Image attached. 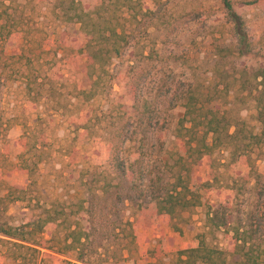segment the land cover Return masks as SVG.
Segmentation results:
<instances>
[{
    "label": "trees",
    "instance_id": "16d2710c",
    "mask_svg": "<svg viewBox=\"0 0 264 264\" xmlns=\"http://www.w3.org/2000/svg\"><path fill=\"white\" fill-rule=\"evenodd\" d=\"M35 1H0V100L8 62L21 65L24 58L23 54L7 53L12 41H18L24 32L22 17L15 15L23 16ZM52 1H56L52 10L57 20L78 26V36L66 34L62 40L71 42L76 49L75 54L71 52L69 62H79L82 72L86 71L90 89H78V94L89 98L95 95L92 93L95 89L104 92L112 87L109 67L113 60L121 59L128 50L137 48L140 40L146 39L136 37L135 31L140 27L144 33L156 25L170 27L174 33L181 30L179 24L174 27L169 23V6L162 0ZM258 1L243 3L254 5ZM220 5L232 44L226 48L216 46V58L223 61L237 56L256 63L254 69L242 68L232 83L222 81V91L226 94L233 91L254 104L258 133L249 130L245 121L200 104L191 87L180 85L173 91L167 83L155 86L151 81L154 73L137 68L129 76L124 97L136 106V115L124 112L126 117L122 116L103 144L106 167L116 176L117 183L88 189L87 198L72 205L76 209L73 216L79 217L71 222L68 217V225L65 226L67 216L62 211L44 210L35 221L19 228L0 226V237L8 240L0 242L42 256L53 257L49 252L66 256L68 260L62 261L65 264H99L100 251L117 239L124 242L122 250L134 251L141 264H264V174L254 175V201L243 213L234 208L235 197L231 195L237 188L234 179L231 178V183H220L214 175L212 179L206 176L197 181L192 173L194 166L208 165L216 174L213 155L217 151L228 154L225 169L250 167L253 152L264 146V47L255 48L253 34L234 11L231 0H220ZM22 38L26 45L28 39ZM77 38L80 42H76ZM32 91L27 83V95ZM176 108L183 109V113L176 125L174 148L168 151L163 149L161 137L170 126L169 113ZM29 142L18 161L19 173L32 180L44 151L35 145L29 148ZM8 191V195H25L24 190L9 187ZM125 203L134 207L133 221H121ZM198 207L206 208V232L184 248H172L164 227L179 233L177 222L182 214ZM47 227L53 234L44 240ZM155 232L158 239H154ZM218 232L228 241L224 250L208 242V236ZM153 240L155 247L150 249ZM18 257L12 258L13 264H28L25 257ZM169 257L170 261L165 263L163 260ZM150 258L154 262H149Z\"/></svg>",
    "mask_w": 264,
    "mask_h": 264
},
{
    "label": "rangeland",
    "instance_id": "374dc122",
    "mask_svg": "<svg viewBox=\"0 0 264 264\" xmlns=\"http://www.w3.org/2000/svg\"><path fill=\"white\" fill-rule=\"evenodd\" d=\"M162 1L169 6V23L174 27L179 24L181 30L174 33L170 27L156 25L145 34L140 27L135 35L146 39L140 40V45L128 50L121 59L113 60L109 67L112 87L104 92L95 89L91 98L78 94V89H90L86 71L82 72L79 62H69L71 52L75 54L76 49L72 48L71 42L62 40L66 34L78 36V26L56 19L52 10L56 1L36 0L23 12V16L22 13L15 15L16 18L22 17L24 32L18 41H12L13 46L7 53L23 54L24 58L21 65L8 62L9 66L5 68L7 80L1 91L0 226L19 228L35 221L49 209L62 211L67 216L66 226L68 217L70 222L78 219L79 216H73L76 209L72 205L85 200L88 189L96 190L104 185L112 187L117 183L116 176L106 167L103 144L122 116L126 117L124 112L132 117L136 115V106L129 104L124 97L129 76L137 68L154 73L151 81L155 86L167 83L173 91L180 85L191 87L200 104L227 112L231 118L245 121L253 133H258L254 104L233 91L227 94L222 91V81L232 83L242 68L254 69L256 63L237 56L223 61L216 58V46L226 48L232 44L220 0ZM244 1L231 0L234 11L252 32L255 48L264 47V0L254 5H245ZM23 36L28 39L26 45ZM76 42L80 39L77 38ZM27 83L34 89L30 96L26 92ZM182 113L181 108L169 113L171 123L161 137L163 149L173 150L174 133ZM27 140L30 141L29 148L35 145L44 151L34 180L19 173L18 157L26 152ZM129 147L133 153V144ZM227 157L226 152H215L216 174L208 165H197L192 168L193 177L198 181L206 176L212 179L215 175L220 183H231V178L234 179L237 183V188L231 193L235 197L234 208L245 212L254 201V175L264 174V146L253 152L251 166L247 168L225 169L223 165H226ZM9 187L24 190L25 195H8ZM17 197L23 200H15ZM216 197L214 195L213 199ZM134 214V207L125 203L121 221H133ZM205 216L206 208L198 207L182 214L177 222L179 233L164 227L169 245L174 249L184 248L203 235L206 232ZM52 234L51 228L47 227L43 239L48 240ZM60 234L63 236L62 231ZM158 235L155 232L154 239H158ZM0 239L8 241L3 237ZM154 241L149 244L150 249L155 247ZM208 242L221 250L228 243L222 232L209 235ZM123 245L124 242L118 239L108 243L105 250L100 251L98 263L141 264L134 251L122 250ZM139 248L144 250V246ZM41 252L46 253L44 250ZM49 254L53 257L0 242V264H13L12 258L20 255L28 264H65L62 261L68 260L66 256ZM148 261L154 262V259ZM163 261L168 263L170 257Z\"/></svg>",
    "mask_w": 264,
    "mask_h": 264
}]
</instances>
